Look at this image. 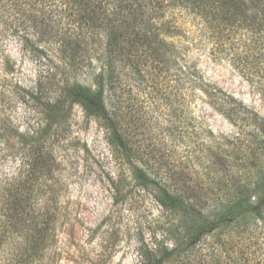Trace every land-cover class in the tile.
<instances>
[{"label": "trees", "instance_id": "obj_1", "mask_svg": "<svg viewBox=\"0 0 264 264\" xmlns=\"http://www.w3.org/2000/svg\"><path fill=\"white\" fill-rule=\"evenodd\" d=\"M184 20L197 23L218 53H244L258 65L250 52L259 47L257 57L264 59V0H0V49L13 39L52 51L60 93L37 112L38 121L47 127L66 102L79 105L104 129L115 161L164 211L162 237L142 248L140 264H192L196 253L203 264H264V117L184 62L169 39L182 34ZM126 72L161 97V75L177 80L180 98L188 88L199 91L236 132L223 138L209 131L202 138L194 123L191 131L177 129L179 138L227 141L229 148L206 145L202 174L148 155L155 150L140 154L131 141L141 119L130 109ZM23 150L24 177L0 181V264H36L49 244L53 216L36 207L33 186L44 185L51 172L43 169L38 142Z\"/></svg>", "mask_w": 264, "mask_h": 264}, {"label": "rangeland", "instance_id": "obj_2", "mask_svg": "<svg viewBox=\"0 0 264 264\" xmlns=\"http://www.w3.org/2000/svg\"><path fill=\"white\" fill-rule=\"evenodd\" d=\"M183 22L182 34L169 39L179 46L184 62L194 66L207 83L264 117V59L257 57L262 50L250 52L258 65L250 64L241 52L218 53L198 31L197 23ZM42 47H25L8 39L0 49V181L5 176L24 177L28 162L23 149L32 141L43 148V169L51 172L44 185L37 181L33 186L36 207L53 216L49 244L36 264H140L142 248L162 237L164 211L151 193L132 180L126 166L115 161L104 129L79 105L66 102L64 111L47 127L38 121L42 115L37 112L60 93L51 70L52 51ZM233 59H238L237 64ZM125 77L131 112L141 119L131 141L140 154L155 150L147 154L202 174L208 166L206 145L229 148L227 141L179 138L177 129L183 126L191 131L194 123L202 126V138L209 131L223 138L236 132L199 91L188 88L180 98L177 80L161 75V97L128 72ZM200 256L196 253L192 264H203Z\"/></svg>", "mask_w": 264, "mask_h": 264}, {"label": "clouds", "instance_id": "obj_3", "mask_svg": "<svg viewBox=\"0 0 264 264\" xmlns=\"http://www.w3.org/2000/svg\"><path fill=\"white\" fill-rule=\"evenodd\" d=\"M20 131L23 132L24 131V128H20ZM0 147H2V145H0ZM19 163V162H18Z\"/></svg>", "mask_w": 264, "mask_h": 264}]
</instances>
